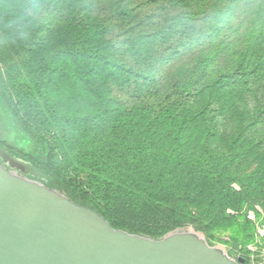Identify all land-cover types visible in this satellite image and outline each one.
Returning <instances> with one entry per match:
<instances>
[{"label": "trees", "instance_id": "16d2710c", "mask_svg": "<svg viewBox=\"0 0 264 264\" xmlns=\"http://www.w3.org/2000/svg\"><path fill=\"white\" fill-rule=\"evenodd\" d=\"M156 2L154 23L142 8ZM12 3L25 7L12 15ZM135 5L0 0V37L28 55L24 74L0 82L11 136L0 148L114 228L159 239L223 227L227 208L264 198V1L243 8L246 23L226 22V3ZM57 76L84 99L79 110L53 102Z\"/></svg>", "mask_w": 264, "mask_h": 264}, {"label": "water", "instance_id": "95a60500", "mask_svg": "<svg viewBox=\"0 0 264 264\" xmlns=\"http://www.w3.org/2000/svg\"><path fill=\"white\" fill-rule=\"evenodd\" d=\"M14 168L23 163L0 148V264L243 263L192 229L155 239L114 228L97 211Z\"/></svg>", "mask_w": 264, "mask_h": 264}, {"label": "rangeland", "instance_id": "374dc122", "mask_svg": "<svg viewBox=\"0 0 264 264\" xmlns=\"http://www.w3.org/2000/svg\"><path fill=\"white\" fill-rule=\"evenodd\" d=\"M210 3L211 8L214 10L221 9L226 3L230 10L221 11L224 16H227L226 22L239 23L247 22L248 16L245 10H249L250 7H255L264 0H206ZM132 3L136 4V10H141L139 7V0H132ZM158 3H148L147 6L142 8L147 14L152 15V22H157L160 19L159 14L162 13V9L158 8ZM207 9V8H206ZM210 8H208L209 10ZM144 29L153 28L156 24H149L144 18ZM149 25V26H148ZM148 29V30H149ZM150 31V30H149ZM14 41L12 39H4L0 37V82L9 84L10 79L8 75L13 73H25V69L28 68V55L13 48ZM184 59V56L181 58ZM13 64L16 67L15 70L11 68ZM165 67V66H164ZM9 73V74H8ZM28 79V76H26ZM52 92L50 95L53 97V102L68 112H74L81 108L84 101L81 97H75V93L71 87L68 86L65 79L61 76L54 78L52 82ZM91 95H89L90 97ZM231 124L225 123V128L229 129ZM9 140L11 136L6 134L2 124L0 122V141ZM16 159V158H15ZM19 160V159H17ZM20 161V160H19ZM7 168L9 166L4 164ZM255 163L253 161L248 162L246 171H249ZM14 170L23 176L28 177V168L23 165V169ZM235 189H239V185L236 182L232 183ZM247 203H242L235 209L227 208L226 212L233 215L229 221L223 227L216 229H203L197 225L186 224L179 229H192L202 234L210 245H216L223 248L229 256L234 259L238 257L243 258L242 264H264V198L261 202L253 203L252 208H246ZM247 218L249 222L244 225V220Z\"/></svg>", "mask_w": 264, "mask_h": 264}, {"label": "clouds", "instance_id": "9594fccd", "mask_svg": "<svg viewBox=\"0 0 264 264\" xmlns=\"http://www.w3.org/2000/svg\"><path fill=\"white\" fill-rule=\"evenodd\" d=\"M23 3H12V4H5L4 11L10 13L12 15H16L20 13V11L24 8Z\"/></svg>", "mask_w": 264, "mask_h": 264}]
</instances>
